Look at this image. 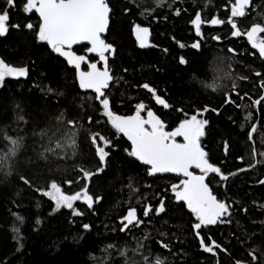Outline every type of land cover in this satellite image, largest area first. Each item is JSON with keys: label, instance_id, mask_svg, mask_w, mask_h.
I'll use <instances>...</instances> for the list:
<instances>
[{"label": "trees", "instance_id": "1", "mask_svg": "<svg viewBox=\"0 0 264 264\" xmlns=\"http://www.w3.org/2000/svg\"><path fill=\"white\" fill-rule=\"evenodd\" d=\"M150 1L152 0H134V4L131 5L129 0H106L110 8L109 20L101 38L111 46V51L106 63L100 59V70L103 71L107 67L112 77L108 87L103 91L104 98L109 100V108L113 115H117L120 109L137 107L141 103L161 110L162 105L156 103L153 94L143 87L144 84H148L160 98L165 97L172 104L174 113L178 108L190 104L197 107L205 103L214 107L220 103L224 104L223 91L214 93L204 88L202 84L210 79V62L218 51H223V55L228 60V54H231L229 49L233 47L237 48V56L234 57L237 63L233 66L229 65L232 68L235 66V69L241 72L242 82L241 88L234 89L238 93L236 99L233 98V93L230 94V98L236 100L235 103L239 106L238 100L241 96L246 99V97L254 98L256 95L248 91L249 83L255 89L259 88L260 91L264 89L262 87L264 64L254 54L252 56L248 54L249 48L241 38L234 39L227 36V22L215 26L208 22L203 23L202 36L198 37L191 23L196 11L199 10L192 4L193 0H169L167 5L160 4L148 9L149 7L145 5ZM195 1L198 3L203 1L206 4V0ZM210 1L212 5L215 3L213 0ZM24 3L25 0H15V7L9 8V31L6 35L0 36L1 60L8 65L26 69V75L23 77L6 78L0 90V155L8 152L9 147L5 143L7 134L15 138L21 135V132H17L22 125L15 116L26 115L27 118L28 114L37 110L39 106L54 109L39 116L38 125L43 130L51 131L55 128L57 122L54 118L59 112L64 120L78 111L80 106H84L88 108L87 129L81 137H88V132L93 129L110 132L107 125L112 126L107 117L105 116L107 125L99 119L103 108L95 98L96 93L88 89L90 97L86 92L79 90L77 69L67 67L46 42L38 40L40 23L34 21L33 11L26 14L22 10ZM136 5L144 7L145 12L142 14L140 10H136ZM262 5L264 3L260 6ZM4 7H6L5 0H0V9ZM177 11H179L178 15ZM29 23L33 25L31 29L26 27ZM15 24H18L19 28L11 27ZM137 25L149 29L148 47L141 48L135 42L131 30ZM213 37L220 39H212ZM194 42H199L201 47L192 48L191 44ZM181 44L185 46L181 47ZM181 57L186 60L185 64L179 62ZM165 59L167 61H164ZM89 64L91 62L86 65L88 71L91 70L88 68ZM256 72L260 75L257 76ZM60 81H63V86ZM48 84L55 90L53 95L48 93L50 98H54L53 102L50 99H42L43 94L39 85ZM178 91L180 92L177 93ZM63 92L66 93L65 96ZM179 95L185 99L193 97V101L177 102L174 98ZM244 108L250 110L248 106ZM241 110L244 111L243 108L238 111L234 105L228 104L223 106L221 116L236 123V117L241 118ZM253 114L261 120L260 137L264 139V118L261 108L254 109ZM89 118L93 119L92 123L89 122ZM74 120L79 126V113L75 114ZM27 123L29 125V121ZM46 131L45 136L42 134L43 137L37 138L35 129H32L36 138H29L23 151H18L15 156L7 159L6 164L0 165V264H110L108 255L105 256L107 251L105 247L99 252L100 261H92L98 246H105L107 243H113L116 247H123L127 251L126 256L113 260L112 264H118L119 261L132 258L136 253L146 254L150 246L161 236L175 230L179 224L185 225L186 213L181 208V204L174 203L172 196H169L165 190L151 194L147 199L153 211L163 202V212L157 215L152 214V211L150 215L145 216V206L142 203L134 204L137 219L141 223L136 225L134 222L127 230L121 231L122 227L118 224L117 218L118 214H123V204L114 205L117 197L115 190L119 181L125 178L126 168L140 174L142 166L134 160L126 161L118 154L125 164L121 162L115 173L107 177L101 185L102 192L99 194L101 202L90 212L85 223L89 227L83 234L80 235L73 216L64 208L47 210L42 229L34 232L37 219L33 216L40 209L34 201L33 194L28 202L23 199L29 184L25 183L24 179L31 181L34 178L35 170L42 163L39 159L42 157L40 154L45 153L47 146L58 138V135L52 131L49 133ZM115 136H117L116 131H113L110 138ZM216 136H219V133L216 132ZM236 141H232V145L230 141L224 142L228 145L225 154L224 143H217L216 138L205 139L204 143L210 152V158L225 167L236 164L241 158ZM259 145L264 148V141ZM107 148L109 152L110 145ZM80 156L84 161H89L91 158L89 152L78 157ZM77 160L78 158L76 162ZM2 169H7V173ZM224 176L227 179L216 177L221 180H217L218 184L213 191L218 200L230 206V215L222 217V222L216 224L227 239L214 241L220 247L217 248L218 250L213 249L212 253H204L205 258L202 260L195 249L194 238L188 233H180L182 236L178 240V246L182 251L177 257L169 259L167 264H230L236 251L234 246L236 242L247 251L261 248L264 253V224L261 226L258 224V219H251L262 216L261 212L255 210L253 204L257 198L256 188L239 178ZM177 181L178 178H174V183ZM76 192L77 189L70 194ZM15 208H23L28 213V221L20 229L27 236L23 249H19L20 240L13 234L14 231L9 225ZM246 224L250 226L249 230L243 228ZM252 231H257V234L251 235L254 233ZM158 249L161 252L166 250L160 246Z\"/></svg>", "mask_w": 264, "mask_h": 264}, {"label": "rangeland", "instance_id": "2", "mask_svg": "<svg viewBox=\"0 0 264 264\" xmlns=\"http://www.w3.org/2000/svg\"><path fill=\"white\" fill-rule=\"evenodd\" d=\"M215 1V0H213ZM227 1V0H226ZM230 1V0H229ZM170 2L169 0H152L148 2L145 7H149L148 9H152L153 6H158L160 4L167 5V3ZM129 3L131 5L134 4V0H129ZM206 4H209L211 8L218 7L223 9L220 5H216L215 3H211L210 0H206ZM264 3V0H255L254 4L256 5V8L250 9L249 13L244 16L243 20L239 23V28L243 30L249 29L254 24H261L264 26V5L260 6ZM200 5H203V1L199 3ZM136 10H140L142 14L145 12L144 7H139L136 5ZM197 9V8H196ZM199 13L201 14V17L204 19L208 14H205L200 8ZM34 15V21L36 23H41L39 14L35 11ZM223 13V12H222ZM211 15V14H210ZM229 15H225L221 20L225 21ZM141 18V17H140ZM13 21H11L12 23ZM250 22V23H249ZM248 23V24H247ZM222 25V24H221ZM40 26V25H39ZM140 27H143L139 25ZM228 28L227 30V36L230 38H236L231 36V25L228 24L226 26ZM135 27L132 29V35L135 39V42L138 43L136 39V35L134 32ZM262 38H264V33L259 34ZM238 38H241L244 42V44L249 48L248 54L252 56L253 54L256 57L259 56V52L256 49H252L250 44H247V38L245 35H242ZM79 44H82L80 46ZM179 46V44H178ZM91 45L87 41H82L78 44L73 45L71 51L74 55L84 56L85 60L81 62L80 70L83 72H88L86 69V65L88 62L95 63L97 65L98 70H100V57L97 53L94 52H88L87 49L90 48ZM111 51V50H110ZM110 51L105 53L106 59L108 56H110ZM3 59V58H2ZM67 60V59H66ZM0 61L1 57H0ZM164 61H167L165 59ZM68 64V62H66ZM248 64V63H247ZM8 65V64H7ZM10 67H15L12 65H8ZM66 66H72L75 68L74 65H66ZM21 67V66H18ZM247 67V66H246ZM89 68V65H88ZM101 71V70H100ZM41 73V72H40ZM241 75V74H240ZM230 77L228 66L226 64L225 59H223L221 56L217 55L215 57L214 63L211 66V74L210 79L205 82V84H202L204 88L217 93L220 91L226 92V97L224 104L220 103L217 107H214L208 103L203 104L201 107H197L193 104L178 108L176 112L174 113V110H172V104L166 100L164 97L163 100L167 103L168 107L165 108L162 105L161 110L152 108L151 106L147 105L145 106V109L141 111V117L143 119H147V111L151 110L154 115L162 121L165 125L166 131H174L179 124L184 121L185 119H190L192 115H198V118L207 120L208 123L205 125L204 128V135L200 138V145L202 150L206 153V158L208 161L215 167L220 168L221 172L220 174L210 173L206 177L208 179V184H210L211 187H215L218 183L216 177L221 178L224 175H231V178H239L245 182L250 183V185L254 188H256L257 192V198H255V202L253 203L255 205V210L257 212H261L262 216H255L251 219H258L261 226L264 224V184H261L260 181L264 180V157L260 155H256L253 157V149L256 150L257 153L264 152V150L259 149V147L264 139L260 137V133L262 131L261 126V120L252 117L251 115H247L246 118H244V112L241 110L242 115L241 118L236 117V123L233 121H229L227 119H224L223 116H221V111L223 109V106L225 105H234L235 108L239 111V106L236 105L235 100H232L233 103H227L226 100L228 97H230V94L233 93L232 86L225 81ZM63 79V76L61 77ZM58 80V79H57ZM6 78L2 83H0V90L4 86ZM54 83L56 81L54 80ZM60 84L63 86V81H60ZM239 84V80L236 82L235 86L237 87ZM41 93L43 94L42 99H50L51 102H53L54 98H50L48 95V91L46 90V86H40ZM78 87L79 90L86 92L88 95H90L88 89H81L79 86V79H78ZM241 87V85H240ZM249 88V89H248ZM248 91L256 93L255 97L258 96L259 91L253 87L251 83L247 85ZM178 91L177 93H179ZM63 95L65 96L66 93L63 92ZM168 97V94H166ZM234 99H236L234 95H232ZM91 97V95H90ZM177 102L180 101H193V97H189L187 99L182 98L180 95L174 98ZM78 106V104H77ZM207 108V111H204V109ZM137 107H132L128 109H120L118 114L116 116L120 117H130L134 116L136 114ZM54 110L53 108L45 107V106H39L37 110L34 112H31L28 114L27 118L25 116H18L15 117L20 120V124L22 127L18 128V132H21V135L19 137L15 138L9 136L8 134L5 136V143L7 147H11L10 145V139H19L20 140V147L18 148V151H23L25 147L27 146V142L29 138H36L34 137V133L32 132V129H35V136L38 133H42L43 136H45L44 132L46 130H43L39 128L38 125V118L41 114H47ZM88 111L87 107L80 106L79 110L74 112L71 116H69L67 119H59L61 117V113L59 112L54 120L57 122L55 128L52 131V133L57 134L58 138L53 141L52 144L48 145L46 149H50L51 151H45L44 155L42 157H39L41 160V166L38 167L35 170L34 178H32L31 181H29L28 188L23 195V199L25 202H28L30 196L33 194L35 199V203L40 209L36 215L34 214L33 217H35L37 220V224L35 226L34 232L39 231L43 227L44 219L47 216V210L49 209H56L55 208V202L48 196H45L42 194L43 191L49 190V185L52 181H55L58 183V185L61 187L63 193L70 194L75 189L78 191L82 190L85 184L88 185V192L93 197L94 203L91 208L88 207L86 203L81 201L74 202V209L80 213V215H73V209H68L67 207H61L65 210L69 211L68 213L73 216L74 218V224L79 230L80 235L83 234V232L86 230L84 228V225H86V221L89 218L90 212L94 209V207L99 206L101 200L99 199L98 202H95V199L98 197L99 194L102 192L101 185L105 181V179L115 173L117 168L120 166V163L122 162L125 164V161L119 156L121 155L126 161L128 160H134L141 164L140 174L137 173V171L133 169L126 168V175L124 179H121L118 183V188L115 190L117 193V197L114 200V205H120L123 204L122 213L118 214V224L122 227V218L127 214V212L130 209H134V204H143L144 210L146 207H151V203L147 201L148 197L151 194H155L156 192H164L167 190V193L169 196H172L174 203H180L177 205H180L181 208L186 213L185 216V225L182 226L179 224L177 228L173 231L167 232L164 236H161L157 242L152 244L146 252L144 253H136L133 255L132 258L128 260L119 261L118 264H153L156 263L157 260H163V264H167L168 260L171 258L177 257L178 253L182 250L179 249L178 246V240L182 236L180 233H188L189 236L194 238L195 240V249L198 252L200 258L203 260L205 258L204 253H208L204 251L200 244V239L203 238L204 243L208 246H213V242L216 240H219L221 238L227 239V237L223 236L217 227L218 225H207L202 226V228L199 230V236H197L196 231L192 228V225L194 223H197L195 215L187 208V205L183 201H178L175 198V193L172 190L173 185H179L181 178L179 177L180 174L178 173H156V174H149L150 171V165H145L142 161L138 160L136 157L131 156L129 153L131 152L132 145L131 141L128 140L126 136H124L122 133H119L114 129L113 127H109L106 124V117L104 116L103 112H100L99 119L103 120V122L107 125L110 132H104L103 130L93 129L88 132V137H81L83 132L86 131V112ZM76 113L80 114V120H79V126L76 125L74 116ZM29 121V129L28 127L25 128V125ZM68 121H73L74 125H69ZM93 122V119L91 118V122ZM256 126V131L253 133L252 139H249V132L251 131L252 126ZM146 127H148L146 125ZM28 129V130H27ZM27 130V131H25ZM220 130V131H216ZM51 131H46L47 133ZM116 131V135L114 138H110V134ZM75 132V136L73 139L75 140V148L68 147V141L69 137L71 136V133ZM216 132L219 133V136H216ZM95 134L103 135L109 142H110V151L108 152L109 155L106 158L105 164L101 165L99 163L98 157L95 152V147L91 143V137ZM242 135V136H240ZM43 136L37 137L41 138ZM210 138H216L217 143H224L229 142L232 145V141H236V146L238 150L241 152V158L238 160V162L234 165H228L225 167H222L221 164L216 163L214 160L210 158V152L206 148V145L204 143L205 139ZM97 140L99 142V137L97 136ZM176 141L178 142H184L183 137H177ZM57 144L60 145V147H57ZM257 145V146H256ZM100 146H103L102 142H100ZM227 144L224 143V149L223 153L225 154ZM106 151H108V148H106ZM16 152V154H17ZM86 152L90 153V160L84 161L81 159V156L78 157L81 154H84ZM119 154V155H118ZM78 158L77 162L76 159ZM221 158V156H220ZM253 165H255L253 167ZM98 167H102L103 171L99 174H95L91 177L90 180H85L83 178V173L81 169L88 170L90 172L95 173ZM199 170V169H198ZM3 172L7 173V169H2ZM150 177V179H148ZM178 178V181L174 184H171L172 179ZM184 179H187L184 177ZM68 181H71L72 183H67ZM162 197V195H160ZM164 198V197H163ZM158 208L160 207L161 203L158 204ZM164 206V204H163ZM157 208V209H158ZM152 209V208H151ZM151 214V213H150ZM149 214V215H150ZM152 214H156V211L154 210ZM20 218V219H18ZM28 221V213L25 212L23 208H15V211L11 214V220L9 222L10 229L14 231V233L17 234L20 242H19V249H23L25 247V240L27 239V236L22 232L20 229H22L23 225ZM123 223H127V221H123ZM250 223V219H249ZM254 224V223H252ZM249 225H243V228L246 230H249ZM256 229V228H255ZM195 231V232H194ZM193 232V233H192ZM251 235L257 234V231H252ZM166 245V247H165ZM158 246L164 247L166 250L164 252H161L158 249ZM235 246V253L233 254V258L230 261V264H237V262H240V264H264V253H262L261 248H256V251H247L244 248L241 247L239 242H236L234 244ZM107 248V251L105 253V256L108 255L110 264L113 263V260L115 258H121L122 256H126L127 251L124 250L123 247H116L113 243H107L105 246L99 245L98 248L95 250L93 254L92 261H100V255L99 252L102 248ZM214 249L218 250L216 247ZM250 252H253L254 255L257 257L255 261H253L252 256L249 255ZM116 255H115V254Z\"/></svg>", "mask_w": 264, "mask_h": 264}, {"label": "snow or ice", "instance_id": "3", "mask_svg": "<svg viewBox=\"0 0 264 264\" xmlns=\"http://www.w3.org/2000/svg\"><path fill=\"white\" fill-rule=\"evenodd\" d=\"M5 4L6 7L0 9V36L6 35L9 31V8L15 7V0H5ZM249 4L250 0H234L230 17L227 21L214 17L208 23L213 26L221 25L225 22L229 23L232 28L231 36L240 37L245 35L251 48L258 50L259 56L264 58V38L259 35L264 33V26L257 23L242 31L234 19L245 16L247 14L246 8ZM22 10L26 14L32 11L39 14L41 23L38 31V40L46 42L54 53L65 57L69 65L75 66L78 71L80 88L91 89L96 93L95 98L102 105L103 114L107 117L108 122L117 132L122 133L131 141L132 149L129 154L142 161L145 165H150V175L156 173H178L187 178L181 180L179 185H173L172 190L175 193L176 200L185 202L187 208L195 215L198 222L194 223L192 228L196 231L197 236H199V230L202 226L222 222V217L230 215V206L225 202L218 201L205 183V177L208 174H220L221 172L220 168L213 166L208 161L206 153L202 150L199 143L200 138L204 135L205 125L208 123L207 120L198 118V115H192L190 119L182 121L174 131H166L164 123L151 110L147 111V119L141 117V111L145 109L143 103L137 106L134 116L124 118L113 115L109 108V100L104 98L105 94L103 91V89L108 87L109 81L112 79L107 67L100 71L95 63H91L89 64L90 71H80L81 62L85 60V57L74 55L71 51L73 45L87 41L91 45L87 51L97 53L105 63V53L111 50V46L106 44L101 38V34L108 27L109 20L110 8L106 0H25ZM178 14L179 11H177ZM205 22L202 20L200 13H197L191 21L198 37L202 36L201 26ZM11 27L19 28V25L15 24L11 25ZM26 27L31 29L33 25L29 23ZM134 32L139 46L141 48L148 47L149 29L137 25ZM213 39L219 40L220 38L213 37ZM180 46L184 47L185 45L181 44ZM191 47L199 49L201 45L199 42H194ZM229 51L232 52L234 50L229 49ZM179 62L185 64L186 60L181 57ZM25 75L26 69L23 67H10L5 62L0 61V83L6 77L18 78ZM256 75L259 76L260 73H256ZM143 87L153 94L157 104L163 105L165 108L168 107L167 103L156 95L148 84H144ZM262 87H264V82H262ZM262 101H264V96L254 100L253 104L258 106ZM226 102L233 103L230 97L227 98ZM207 110V108L204 109V111ZM59 119H63V116L61 115ZM89 122H91V118H89ZM68 124L74 125V122L68 121ZM255 131L256 126L253 125L249 132L250 140ZM74 136L75 132H72L68 141L69 146L72 148L76 146L73 139ZM97 136L99 137V142ZM177 137H183L184 142L177 143ZM100 142H102L103 146H100ZM91 143L95 147L99 163L101 165L105 164L109 155L106 148L109 147L110 142L103 135L95 134L91 137ZM10 145L8 152L0 155V165L6 164L10 156L16 155L20 147V140L10 139ZM57 147H60V145L57 144ZM45 151L51 150L46 149ZM257 154L264 157V152L257 153L253 149V157ZM40 155L43 156L44 153ZM192 167L199 169L202 174L194 175L189 170ZM81 171L83 178L90 180L93 175L102 172L103 168L98 167L95 173L84 169H81ZM221 178L227 179L226 176ZM22 179L24 178L22 177ZM24 182L29 183L26 179H24ZM67 183L71 184L72 182L68 181ZM260 183L264 184V180L260 181ZM42 194L50 197L55 202L57 210L61 207L73 209V215H80L74 209V202L82 200L89 208L94 203L93 197L88 192L87 184L75 194H65L58 183L52 181L49 185V190L43 191ZM98 201L99 198L97 197L95 202ZM152 211L151 207H146L144 215L148 216ZM155 211L157 215L164 211L163 202ZM123 221H127V223H123ZM134 222L136 225L141 223L137 219L136 210L130 209L122 218L121 231L127 230ZM88 227V225H84L85 229ZM200 244L202 249L209 253L213 252L214 247H220L215 242H213V246L206 245L203 238L200 239ZM249 255L252 256L253 261L257 259L253 252H250ZM156 264H161V261L157 260ZM237 264H240V262H237Z\"/></svg>", "mask_w": 264, "mask_h": 264}, {"label": "bare ground", "instance_id": "4", "mask_svg": "<svg viewBox=\"0 0 264 264\" xmlns=\"http://www.w3.org/2000/svg\"><path fill=\"white\" fill-rule=\"evenodd\" d=\"M215 3L220 5L221 7L225 6L227 1L226 0H215ZM192 4L197 6L198 8H200L205 14H213V13H216V14H222V12H224V9H221V8H218V7H213L211 8L210 5H207V4H203V5H200L198 2H196L195 0L192 1ZM131 32H133L131 30ZM213 39V38H212ZM234 51L230 52L231 54L229 55L228 54V60L226 59V56L223 55V51H218L217 55L221 56L223 59H225L226 63H227V66H228V71H229V74H230V77L228 79H226L225 81H227L231 86L232 88H234V85L236 84V82L239 80L240 78V74L241 72L237 69H235L234 67L232 68L231 66L235 65L237 63V60L234 59V57L237 56V48L236 47H233L232 48ZM216 55V56H217ZM215 56V57H216ZM215 57H213L212 61L210 62V72H211V66L212 64L214 63V60H215ZM231 66H230V65ZM211 74V73H210ZM46 90L51 94H55V90L53 89L52 86H50L49 84L46 85ZM46 104V102L44 103ZM232 112L233 110L231 108H229ZM234 113V112H233ZM235 114V113H234ZM264 118V117H263ZM28 127V123H26L25 125V128ZM36 136L40 137L42 136V133H38ZM238 149V148H237ZM263 168H264V163H263ZM15 236H17L16 233H13ZM12 234V235H13Z\"/></svg>", "mask_w": 264, "mask_h": 264}, {"label": "flooded vegetation", "instance_id": "5", "mask_svg": "<svg viewBox=\"0 0 264 264\" xmlns=\"http://www.w3.org/2000/svg\"><path fill=\"white\" fill-rule=\"evenodd\" d=\"M190 171H192L193 173H195V172H200V170L196 169L195 167L190 168ZM172 174H173V173H172ZM179 177H182L181 180L184 179V176H183L182 174H180ZM171 184H174V180H173V179H172V181H171ZM212 191H213V187H212ZM213 193H214V191H213ZM214 195H215V193H214Z\"/></svg>", "mask_w": 264, "mask_h": 264}, {"label": "water", "instance_id": "6", "mask_svg": "<svg viewBox=\"0 0 264 264\" xmlns=\"http://www.w3.org/2000/svg\"><path fill=\"white\" fill-rule=\"evenodd\" d=\"M257 90L259 91V88H257ZM256 97H257V96H256ZM256 97H254V98H256ZM176 142H177V143H182V142H178V141H176ZM193 174H194V173H193ZM194 175H201V174H194ZM205 183L208 185L210 191L213 192V191H212V188H211V186H210V184H208V183L206 182V180H205Z\"/></svg>", "mask_w": 264, "mask_h": 264}, {"label": "clouds", "instance_id": "7", "mask_svg": "<svg viewBox=\"0 0 264 264\" xmlns=\"http://www.w3.org/2000/svg\"><path fill=\"white\" fill-rule=\"evenodd\" d=\"M68 147H70L69 144H68ZM70 148H72V147H70ZM160 261H161V264H163V260L161 259Z\"/></svg>", "mask_w": 264, "mask_h": 264}, {"label": "crops", "instance_id": "8", "mask_svg": "<svg viewBox=\"0 0 264 264\" xmlns=\"http://www.w3.org/2000/svg\"><path fill=\"white\" fill-rule=\"evenodd\" d=\"M234 68H235V66H234ZM242 76V75H241Z\"/></svg>", "mask_w": 264, "mask_h": 264}]
</instances>
